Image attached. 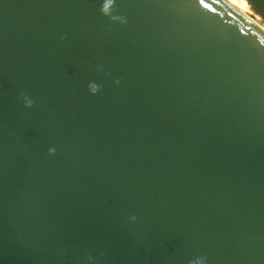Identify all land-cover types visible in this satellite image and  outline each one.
<instances>
[{"label": "water", "instance_id": "1", "mask_svg": "<svg viewBox=\"0 0 264 264\" xmlns=\"http://www.w3.org/2000/svg\"><path fill=\"white\" fill-rule=\"evenodd\" d=\"M103 4L0 0V264H264V36Z\"/></svg>", "mask_w": 264, "mask_h": 264}, {"label": "bare ground", "instance_id": "2", "mask_svg": "<svg viewBox=\"0 0 264 264\" xmlns=\"http://www.w3.org/2000/svg\"><path fill=\"white\" fill-rule=\"evenodd\" d=\"M229 6L236 10L242 18H245L255 31L264 36V22L258 14H254L245 0H224Z\"/></svg>", "mask_w": 264, "mask_h": 264}, {"label": "clouds", "instance_id": "3", "mask_svg": "<svg viewBox=\"0 0 264 264\" xmlns=\"http://www.w3.org/2000/svg\"><path fill=\"white\" fill-rule=\"evenodd\" d=\"M114 3V0H104V4L102 6L101 11L105 14L108 15L111 11V5ZM112 19H122L120 17H112ZM117 83H119V81H116ZM90 91H92L93 93H95L98 89V86L95 84H91L90 86ZM32 101H27L28 105H31ZM50 152L54 151V149H49Z\"/></svg>", "mask_w": 264, "mask_h": 264}]
</instances>
